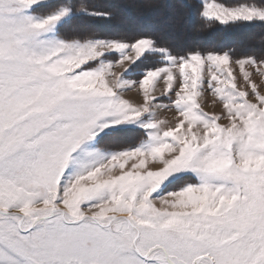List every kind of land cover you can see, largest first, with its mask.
Segmentation results:
<instances>
[{
    "label": "snow or ice",
    "instance_id": "1",
    "mask_svg": "<svg viewBox=\"0 0 264 264\" xmlns=\"http://www.w3.org/2000/svg\"><path fill=\"white\" fill-rule=\"evenodd\" d=\"M190 6L202 25L264 24V0ZM112 18L0 0V264H264V55L75 23ZM130 130L143 139L104 143Z\"/></svg>",
    "mask_w": 264,
    "mask_h": 264
},
{
    "label": "trees",
    "instance_id": "2",
    "mask_svg": "<svg viewBox=\"0 0 264 264\" xmlns=\"http://www.w3.org/2000/svg\"><path fill=\"white\" fill-rule=\"evenodd\" d=\"M107 0H94V2H100L106 5ZM109 1V0H108ZM112 1V0H110ZM126 5L122 8V6L111 7L110 10L113 12V18L111 20H103V19H87L83 21L75 22L78 26L90 29L97 34L105 35V34H120L125 36H134L139 33H149L155 35L161 39L162 42L168 44L175 51H179L181 53L189 50V49H199V50H212V51H222V50H231L233 51L236 57L244 56V55H252L255 54L257 56L264 55V24L255 23V24H230V25H220L219 23L215 24H206L202 25V22L197 15V11L195 8L191 7L194 3V0H149L148 4H144L141 7H138V10L145 9L147 7L151 8L158 7V2L168 3L169 6L172 7L173 11L176 14V18L170 19V23L179 24L183 21H187L189 26L191 27V32L189 35L185 37V39H189L193 36L195 40L191 42L182 43L178 40H173L171 34L165 32L164 30H157V27L161 26L164 29L166 25H168L166 20L162 19L157 21L156 26H154V30H130L124 31L121 22L124 19V15L126 13L127 5L131 3H136L137 0H120ZM162 13L166 11L162 10ZM167 13V12H166ZM108 24L111 27H121L120 30L107 29L106 25ZM247 31L249 33V39L245 42H236L234 39H231L230 36L238 33H242ZM226 38L228 40H226ZM136 78V77H134ZM114 138V137H113ZM105 139L104 143L107 142ZM119 137L116 138L118 142L113 143V140L110 142V145H116L121 143H137L139 140L143 139V133L140 130H130L126 133V136L123 139ZM114 140V141H116ZM179 183V182H178Z\"/></svg>",
    "mask_w": 264,
    "mask_h": 264
},
{
    "label": "rangeland",
    "instance_id": "3",
    "mask_svg": "<svg viewBox=\"0 0 264 264\" xmlns=\"http://www.w3.org/2000/svg\"><path fill=\"white\" fill-rule=\"evenodd\" d=\"M149 0H137L136 3H130V5H127L126 7V13L124 15V19L121 21L122 26H124L123 28L125 29L124 31H130L132 29L134 30H138V31H144V30H154V26H156L157 21H160L162 19L166 20L168 25H166V28L164 29L163 27L159 26L157 27V30H164L165 32H168L169 34H171V37L173 40H178L181 41L182 43H187V42H191L192 40H195V37L193 36V38L191 37L190 40L189 39H185V37L187 35L190 34L191 32V27L189 26V23L187 21H183L182 23L179 24H174V23H170V19L172 18H176V14L172 7L168 5V3L165 2H158V7H147L145 9H139L138 7L143 6L144 4H148ZM145 2V3H144ZM122 1L120 0H112V1H106V5L109 6H113V7H117L118 6H122L125 7L126 5H123ZM144 3V4H142ZM164 10L166 11L165 13H162L161 11ZM107 29H111L113 30V28H115L114 30H120L121 27H111L109 24L108 26L106 25ZM249 33L247 31L242 32V33H238V34H234L232 36H230L231 39H234L236 42H245L248 41L249 39ZM226 40H228L226 38ZM119 70V69H117ZM237 74H238V70H237ZM130 79H136L134 77H129ZM161 91V88L158 86L157 87V94ZM124 95L126 96V98H131V99H137V90H132L129 92H125ZM215 98L213 97V95L211 94V92H205L203 94V97L201 98V106L204 108L205 111L208 112H213V113H218L220 112L221 109V105L219 103V101L217 100L216 103H212V101ZM163 103H168L167 100H164ZM175 110H169V109H159L157 110V117L160 119H164L166 121H168V123L171 125L174 122L175 119ZM224 120H221V123H224ZM128 133V132H126ZM126 133L121 134L120 136H118L120 139H123L126 136ZM117 137H110L107 139L106 143H109V145L111 144L110 142L113 140V143L118 142V140H116ZM119 139V140H120ZM116 140V141H114ZM87 210V209H86Z\"/></svg>",
    "mask_w": 264,
    "mask_h": 264
}]
</instances>
